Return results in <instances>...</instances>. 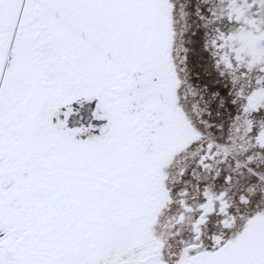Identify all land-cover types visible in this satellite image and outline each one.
I'll return each instance as SVG.
<instances>
[{
    "label": "snow or ice",
    "instance_id": "6c2138e0",
    "mask_svg": "<svg viewBox=\"0 0 264 264\" xmlns=\"http://www.w3.org/2000/svg\"><path fill=\"white\" fill-rule=\"evenodd\" d=\"M0 264H264V0H0Z\"/></svg>",
    "mask_w": 264,
    "mask_h": 264
}]
</instances>
